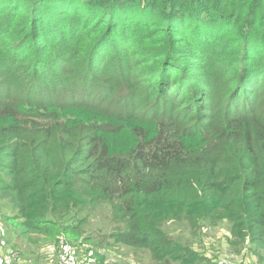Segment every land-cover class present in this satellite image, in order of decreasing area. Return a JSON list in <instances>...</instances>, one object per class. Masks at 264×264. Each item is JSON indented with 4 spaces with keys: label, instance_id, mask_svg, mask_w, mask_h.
Wrapping results in <instances>:
<instances>
[{
    "label": "trees",
    "instance_id": "trees-1",
    "mask_svg": "<svg viewBox=\"0 0 264 264\" xmlns=\"http://www.w3.org/2000/svg\"><path fill=\"white\" fill-rule=\"evenodd\" d=\"M33 2L47 11L29 46L60 54L24 68L40 85L22 94L20 53L0 52L6 220L22 236L78 237L106 206L122 224L113 241L158 264H199L167 222L199 233L225 221L229 244L264 263V0H0V18Z\"/></svg>",
    "mask_w": 264,
    "mask_h": 264
},
{
    "label": "rangeland",
    "instance_id": "rangeland-1",
    "mask_svg": "<svg viewBox=\"0 0 264 264\" xmlns=\"http://www.w3.org/2000/svg\"><path fill=\"white\" fill-rule=\"evenodd\" d=\"M46 11V9L38 6V3L33 2L31 5L26 4L24 7H21L18 11L19 14L17 13L15 16L8 19H4L5 16H1L0 18V52L2 50L7 52L9 47H11L20 53L16 57L18 61L13 66L14 70L18 72H13L11 76L12 78L15 74L22 76L20 79H11L15 83L11 90L12 93L20 92L23 94V88L34 89V92L36 90L39 92L38 87L40 83L35 79H30V76L24 73V68L32 67L38 61V58L50 61L55 55L60 54L59 48H54L49 53L47 51V53L41 55L40 51H34L32 46H29V44H35L39 41L35 37L40 31L38 22ZM62 16V14L59 15V17ZM52 18L49 16L48 20L51 21ZM69 20V22L73 23L76 18ZM36 21L38 22L35 23ZM262 22L263 19L259 18L256 25L258 31L262 27ZM10 24H12V27L7 31L6 29ZM44 27L45 25H42L41 29ZM7 32H10V35ZM108 38L106 37V39ZM72 46L75 49L80 48V44ZM66 48L63 44L60 46L63 52ZM70 48L71 45L68 49ZM238 49L240 48L233 45L227 51L233 52ZM27 52L30 55H27ZM124 54L125 50L119 46L115 49V52L110 53V57L117 61L121 60V56ZM242 56L243 54L239 55L237 60ZM32 57H35V59L33 60ZM231 57L232 54L225 55L222 62H229ZM79 59L78 55L77 60ZM83 64L84 60L79 65L74 66V69L83 67ZM6 66H9L8 61H0V72ZM110 71L115 72V67H111ZM83 75L79 74L81 77ZM152 76L155 78L156 75ZM85 80L93 82L94 79L91 76ZM85 85H87L86 92L90 93V96L97 94L96 86L90 83H85ZM79 88L78 91L82 87ZM11 213L9 208L0 205V252H17L18 258L16 264H59L60 236L63 240L75 246L79 255L91 251L101 264H158L151 258L147 250L122 245L113 241L109 234L119 229L122 224L113 220L109 208L106 206H97L85 215L87 219L81 226L82 235L78 237L61 234L47 239L34 233L22 236L18 233L17 226L6 220V217L10 216ZM164 228L170 235L180 239L181 242L192 244L195 254L200 256V259L196 263L220 264L221 261L228 260L233 264H264L260 263L256 255L247 247L239 248L229 244L228 238L230 234L228 224L225 221L219 222L214 226H203L199 233L189 230L185 222L169 221L164 225Z\"/></svg>",
    "mask_w": 264,
    "mask_h": 264
},
{
    "label": "built area",
    "instance_id": "built-area-1",
    "mask_svg": "<svg viewBox=\"0 0 264 264\" xmlns=\"http://www.w3.org/2000/svg\"><path fill=\"white\" fill-rule=\"evenodd\" d=\"M59 242V264H101L91 251L79 255L76 247L69 244L60 236ZM17 252H0V264H16ZM220 264H233L228 260H223Z\"/></svg>",
    "mask_w": 264,
    "mask_h": 264
}]
</instances>
